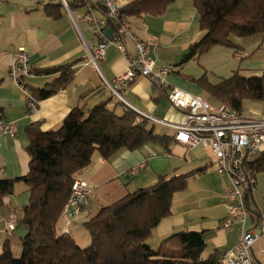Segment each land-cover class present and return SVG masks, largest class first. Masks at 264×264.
<instances>
[{
    "label": "crops",
    "instance_id": "0c3cea01",
    "mask_svg": "<svg viewBox=\"0 0 264 264\" xmlns=\"http://www.w3.org/2000/svg\"><path fill=\"white\" fill-rule=\"evenodd\" d=\"M58 2L59 0H0V117L14 122L17 127L15 135L0 131V178H17L28 173L30 155L26 149L28 144L26 126L36 124L44 131L56 129L75 107L91 108L108 101V106L116 107L118 112L133 106L158 119L174 122H181L184 119L183 114L176 110L168 99L170 89L160 88L144 76L135 78L128 90H121L128 104L114 96L107 87L105 79L113 81L117 75L125 72L128 67L127 59L116 44H110L105 58L98 62L100 71L91 64H84V60L88 57L86 44H96L98 38L85 18L80 17L75 23L65 6L52 7V12L47 10L49 3ZM99 2L103 0L96 2L88 0V6L72 11L80 15L89 11L95 17L102 18L104 13L98 7ZM126 24L138 39L157 40L159 51H151L150 54L156 60L157 67H172L168 75L172 86L203 95L214 104L221 102L210 97L195 79L205 76L208 72L206 65L201 63L204 55L208 57L213 51L235 52L234 49L215 46L187 63L178 65L191 45L199 41L204 34L194 0H174L163 14L129 17ZM245 39L246 37L235 39L240 50L245 48ZM125 44L129 53L135 52L132 41L126 40ZM21 47L27 50L35 73L36 70L65 64L71 65L75 71L74 80L66 88L48 98L38 100L35 109L29 106L27 93H32V88L44 87L58 77L59 73H36L33 77L21 78L20 81L26 86V89L22 88L10 76L14 56ZM252 66L254 64L250 62L243 64L242 68L246 70V76L263 73V68L252 69ZM222 78L224 77H219L218 81ZM118 101L121 102L119 105H117ZM260 102L264 105V101ZM263 113L259 110L251 111V115ZM152 145L147 144L136 150L120 149L108 159L100 154L94 155L93 162L80 174L79 178L86 180L93 190L99 186V209L109 204L105 201L106 197L104 198V195L100 193L103 187H110L108 192L112 194L122 195L126 190H129V193L133 192L130 191L131 189L135 191L143 186H150L157 181L159 175L166 172L164 165L166 161H176L179 171L174 174L202 168L201 172L191 178L193 180L191 186L199 183L198 197H192L188 190H184L183 193L186 194H183L181 198H176L178 193H175L171 206L172 213L154 229L149 243L153 247L159 246L167 236L187 230L203 233L207 243L203 254L206 256L215 250L224 254L234 248L239 241L240 226L236 225L228 229L223 227L230 180L211 164L214 159L212 152L201 146L188 148L173 142V150L171 149L166 153L167 155L163 156ZM141 162H145L144 167L140 168L136 174H132L131 167ZM257 175V186L249 198L251 216L247 222V225L255 230H257V218L264 212V171ZM20 188L25 194L23 197L20 198L19 194L14 193L5 197V204L1 208V240L4 239L3 233L8 232L5 230L4 220L12 214H16L18 218L22 207L28 203V187L25 185ZM4 208L6 215H3ZM85 210L86 205L74 216L81 215ZM87 216L86 220L92 215ZM57 227L59 233L68 229L65 223L58 222ZM15 232H18L22 238L27 229L21 226L20 230L16 228L15 231L7 234ZM68 232L79 244L75 233L73 234L71 229H68ZM81 244L80 241L79 245L82 246ZM253 251L258 262L264 264V234L255 243Z\"/></svg>",
    "mask_w": 264,
    "mask_h": 264
},
{
    "label": "trees",
    "instance_id": "16d2710c",
    "mask_svg": "<svg viewBox=\"0 0 264 264\" xmlns=\"http://www.w3.org/2000/svg\"><path fill=\"white\" fill-rule=\"evenodd\" d=\"M174 0H128L120 10V19L161 15ZM71 9H77L68 0ZM199 13L202 38L191 45L179 61L183 65L215 46L239 49L236 38L264 34V0H194ZM99 9L106 14L103 2ZM64 6L49 3L52 7ZM107 28L115 29L109 22ZM37 74L59 76L44 87L32 88L33 96L42 100L66 88L75 78L71 65L36 70ZM195 81L210 97L242 110L244 100H264V71L261 75H242L238 70L228 78L211 83L206 75ZM112 93V92H111ZM113 94V93H112ZM121 102L118 101L117 105ZM30 155L29 171L17 178H0L1 208L5 197L14 193L15 183L28 187L29 200L22 207L17 226H24L22 253L16 257L6 240L0 264H222L223 253L215 250L208 256L202 232L179 231L163 239L158 247L149 243L154 229L172 213L175 193L185 190L202 168L187 173L159 175L147 187L127 193L117 201L102 206L84 222L90 244L80 246L69 232H58V222L80 174L91 165L95 153L108 159L120 149L136 150L147 144H160L171 151L173 134L155 131V123L126 107L118 112L108 101L91 108L75 107L62 124L44 131L36 124L25 127ZM264 171V152L253 162ZM250 194L246 197L249 208ZM17 228V227H16ZM16 230V229H15Z\"/></svg>",
    "mask_w": 264,
    "mask_h": 264
},
{
    "label": "built area",
    "instance_id": "2783aa9c",
    "mask_svg": "<svg viewBox=\"0 0 264 264\" xmlns=\"http://www.w3.org/2000/svg\"><path fill=\"white\" fill-rule=\"evenodd\" d=\"M71 1L76 8L88 6V0ZM61 2L75 23L78 18H85L98 38L96 44H86L88 57L84 60V64H91L100 71L98 62L105 58L110 44H116L127 59L128 67L125 72L117 75L113 81L105 79L107 87L114 96L128 104L121 90H128L135 78L139 76L148 78L152 84L160 88L170 89L168 99L172 106L183 114L184 119L181 122L158 119L131 107L143 118L171 128L176 142L188 148L201 146L212 152L214 159L211 164L230 180L223 227L228 229L236 225L240 226L239 241L234 248L223 254L222 264H261L256 259L253 248L264 234V212L257 218V230L249 227L247 222L251 213L247 208L246 197L257 186L258 171L253 162L264 152V113L245 115L243 110H237L227 102L214 104L203 95L193 94L178 86H172L168 80L172 67H157L156 60L150 54L151 51H159L157 40L138 39L128 25L120 19V10L128 3V0H103L106 14L102 18L95 17L89 11L84 15L74 13L68 0H61ZM109 22L115 27L111 38L105 34ZM126 40L134 43V53L127 51ZM246 54L240 49L234 52L238 60H242ZM35 74L27 50L21 47L11 65V78L26 89L25 84L20 81L21 78L33 77ZM27 96L29 106L35 109L38 99L30 92ZM0 131L15 135L17 127L14 122L0 117ZM144 165L145 162H141L132 166L131 173L136 174ZM91 192L86 180L76 179L63 209V215L74 216L79 213L87 204ZM3 224L6 231H15L16 214L4 220ZM63 232H68V230L64 229Z\"/></svg>",
    "mask_w": 264,
    "mask_h": 264
},
{
    "label": "rangeland",
    "instance_id": "374dc122",
    "mask_svg": "<svg viewBox=\"0 0 264 264\" xmlns=\"http://www.w3.org/2000/svg\"><path fill=\"white\" fill-rule=\"evenodd\" d=\"M94 2L98 0H93ZM83 11V10H81ZM246 41L244 42V50L243 53H247L246 56L242 60H238L234 56V52H228V51H222L221 53L218 51H213L212 53H209L208 57H205V55L201 58V63L205 64L207 67V74L206 78L211 82V83H217L219 77H224L228 78L231 76L233 70H238L240 74L246 75V70H244L243 64L250 62L254 64L252 66V69L254 68H263L264 70V39H263V34H258V35H251L246 37ZM262 46V47H261ZM203 61V62H202ZM242 65V66H241ZM261 65V66H260ZM258 66V67H257ZM250 67V66H249ZM264 100H244L242 110L245 113V115H251L252 110H259L261 112H264V105L262 102ZM155 131L160 134H171L172 129L166 126H163L159 123H155ZM152 146L155 147V150L160 153L161 155L165 156L167 155L166 151L160 144H153ZM171 149L173 150V144L171 145ZM95 156H98V153L95 154ZM95 161V160H94ZM165 163V168L166 172L162 175H171L174 173H177L179 170L176 165V161L171 160V161H166ZM171 162V163H170ZM261 172H258V174ZM258 176V175H257ZM130 179H135V177H130ZM193 180L191 179L189 181V184L185 190H188L190 192L189 194H192V197L196 198L198 197V193L200 192L198 190L199 188V183L197 182L198 185L195 186V183L191 186V183ZM16 188H15V193L14 194H19V197H23L25 194L20 190L22 186H25L21 181H17L16 183ZM151 185V184H150ZM149 186V185H148ZM90 187V185H89ZM146 187V186H143ZM91 188V187H90ZM110 187L106 186L103 187V189L100 190V193L104 195V198L106 199L109 204L117 201L124 195L128 193L126 192L124 194H112L111 192H108ZM142 188V187H141ZM92 192L89 197H88V202L86 204V210L81 213V215H76L75 216H61L59 220V224L65 223V226L68 227V229H71L72 233L76 235L77 241H81V245L83 247H87L90 244L91 238L89 231L84 225V220L87 219V215H94L97 214L99 210V186L97 188H94V190L91 188ZM130 191H134L131 189ZM114 193H117V191L113 190ZM184 190L177 192L178 194L176 195V198H181L183 196ZM109 193V195L107 194ZM111 193V194H110ZM130 193V192H129ZM182 194V195H181ZM110 198H107V197ZM29 198V197H28ZM103 199V198H102ZM28 201V200H27ZM105 203V202H102ZM108 204V205H109ZM3 215H6V211L4 208ZM90 219V218H89ZM68 224V225H67ZM1 225V223H0ZM22 226V225H21ZM21 226L17 227V230L21 229ZM67 229V230H68ZM4 232V231H3ZM9 232H4L3 237L4 239L1 240L0 237V253L3 251V245L7 240L9 241L10 247L12 249L13 254L16 257H20L22 253V242L21 238L18 232H15L14 234H7ZM6 237V238H5ZM155 247H158L155 246ZM206 257V254H203Z\"/></svg>",
    "mask_w": 264,
    "mask_h": 264
},
{
    "label": "water",
    "instance_id": "95a60500",
    "mask_svg": "<svg viewBox=\"0 0 264 264\" xmlns=\"http://www.w3.org/2000/svg\"><path fill=\"white\" fill-rule=\"evenodd\" d=\"M105 34H106L107 37L111 38L113 36L112 29L111 28H107L105 30Z\"/></svg>",
    "mask_w": 264,
    "mask_h": 264
}]
</instances>
